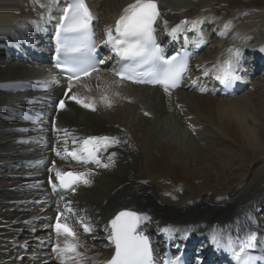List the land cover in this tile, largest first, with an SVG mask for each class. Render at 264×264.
<instances>
[{"label":"bare ground","instance_id":"1","mask_svg":"<svg viewBox=\"0 0 264 264\" xmlns=\"http://www.w3.org/2000/svg\"><path fill=\"white\" fill-rule=\"evenodd\" d=\"M12 1L7 7L9 13H22L26 3L39 8H31L26 12L29 14L16 17L17 21L27 20L53 3V0ZM132 1L89 2L98 18L101 15L99 22L103 27L112 23L122 7ZM210 1L159 0L161 21L165 27L175 28L182 26L179 23L182 17H188L187 23H192L201 14L227 15L220 14L227 10L222 4L228 3L227 0ZM16 20L0 27V33L16 24ZM245 28L243 24L241 29ZM231 29V25L224 29V38L220 40L223 45L218 48L215 60L207 56L196 58L191 68L208 72L220 64L230 51L226 38ZM7 54L8 48L0 40V264L101 262L111 252L106 223L114 212L126 208L149 218L144 228L148 232L159 231L167 236L196 233L218 244L226 233L232 235L239 228L264 229V166L254 167L246 177L237 179L229 191L198 197L184 186H166L162 182L164 165L156 155L148 153V139H156L158 145L164 139L187 145L191 144L190 137L195 131L209 141L218 140L220 135L234 144L258 149L264 129L248 114H262L255 101L244 97L218 98L201 94L199 89L193 92L192 84L168 94L158 88L119 82L99 70L69 83L71 93L56 111L52 106L38 104L41 98L28 91L30 84L41 83L51 94H60L61 87L41 77V71H53L8 61ZM196 77L201 78L195 82L202 87L204 77ZM12 80L23 82L17 85ZM15 106L34 112L37 123L16 112ZM96 135H107L114 141L105 156L104 170L87 172L90 185L80 186L53 206L47 178L55 179L72 167L81 169L73 163L77 146L84 138ZM203 160L194 158L192 169L210 177L215 166ZM226 170L219 174L220 178L228 173ZM158 190L171 197H157ZM187 192L192 195L185 196ZM61 208L69 213L62 216L64 231L54 234L46 221L60 214Z\"/></svg>","mask_w":264,"mask_h":264},{"label":"rangeland","instance_id":"2","mask_svg":"<svg viewBox=\"0 0 264 264\" xmlns=\"http://www.w3.org/2000/svg\"><path fill=\"white\" fill-rule=\"evenodd\" d=\"M11 1L12 0L0 1V10L2 9L7 15L5 19L0 17V27H6L13 24L16 17L19 18L18 16L21 17L22 15L29 14H26V12L28 10L31 11V8L36 10L39 9L38 6L26 3L27 8H25L22 13L17 14L18 11L9 13L7 10L10 8L11 3H13V1ZM176 1L185 2L186 0ZM211 1L212 3L216 2V0ZM227 2L228 3H222L225 4V7L227 6V10L220 14L226 13L230 16L242 14L243 18L238 19L236 21L237 24L240 25L244 23V25H246L245 29L248 32H251L252 35L257 37L264 36V0H227ZM23 4L25 5V2ZM226 16L224 15L223 17L225 18ZM100 18L101 15H99V21ZM100 23L101 22H99V24ZM214 53L215 50L209 48L206 52H203L200 58H203V56L212 57ZM197 69L198 68H196V70ZM252 83V86L246 92H243L236 97L248 98V100L257 103L258 109L262 114H257L256 112H248V114L250 115L251 120H253L259 128L261 127L264 129V86H262L264 83V73L259 74ZM260 96L263 99H261ZM196 133V131L192 133V137H190L191 144L187 145H179L178 143H173L166 139L158 145L156 139H148V153L154 156L156 155L161 160L160 164L164 165L165 177H163L162 182L165 183L166 186H177L170 183L173 182L180 184V186L183 185L188 191H191L198 197L207 195L217 196L232 189L237 184L236 180L246 177L245 175H248L249 171L254 169V167L259 169L264 166V139L260 142L258 149H253L249 145L234 144L227 138H224V136L221 138V136L218 135V140L210 139L209 141L204 136ZM197 157L201 159L203 158L204 162L215 166V168H213L215 171L213 170L210 177L204 176L201 171H195L192 169V166L195 165L193 160ZM101 170L103 171L104 169L102 168ZM225 170L228 173L220 178L219 174L221 172L224 173ZM204 187L205 189H203ZM162 190L157 191V197H171V194L168 196V193H163ZM215 191L219 192L214 193ZM192 193L187 192L185 196H190Z\"/></svg>","mask_w":264,"mask_h":264}]
</instances>
